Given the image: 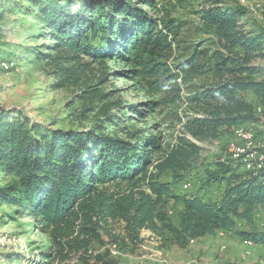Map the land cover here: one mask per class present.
<instances>
[{"label": "trees", "instance_id": "16d2710c", "mask_svg": "<svg viewBox=\"0 0 264 264\" xmlns=\"http://www.w3.org/2000/svg\"><path fill=\"white\" fill-rule=\"evenodd\" d=\"M174 1L184 6L193 0ZM158 3L0 0V28L10 16H34L49 44L28 53L35 52L36 62L50 67L56 89H77L81 115L94 113L88 130H45L17 112L0 109V173L11 177L0 184V207H14L47 235V264H119L110 250L96 252L95 246L106 247V239L119 244L122 234L137 246L143 231L186 248L191 241L233 229L236 220L250 221L258 207L264 209V170L239 172L241 165L232 159L205 171L206 186L226 185L219 200L175 194L162 180L167 173L176 181L190 174L200 144L215 140L221 129L257 120L256 107L242 94L252 93L264 107V79L256 78L264 74L256 64L264 59V42L245 26L243 7L211 0L199 26L209 48L194 50L171 67L165 60L181 27L165 8V17L159 16ZM22 51L8 52L3 60L18 63ZM108 62L123 64L128 70L120 75L141 78L155 91L178 93V79L189 83L185 101L190 111L173 142L151 128L122 127L129 119L139 122L157 105L116 100L115 91L104 87L111 72L96 77L93 69ZM196 79L202 83L191 84ZM171 201L183 204L179 226L166 210ZM240 235L264 244V234Z\"/></svg>", "mask_w": 264, "mask_h": 264}, {"label": "rangeland", "instance_id": "374dc122", "mask_svg": "<svg viewBox=\"0 0 264 264\" xmlns=\"http://www.w3.org/2000/svg\"><path fill=\"white\" fill-rule=\"evenodd\" d=\"M221 1L224 5L243 7L237 0ZM210 2L211 0H193L181 6L174 0H159V16L165 17V11H162L165 8L168 10L167 15L177 20L181 27L180 39L174 45L171 56L165 60L169 66L172 67L177 60L187 57L194 50L206 52L209 48L206 42L208 37L200 31L199 26L203 9L210 6ZM243 8L247 11L243 20L245 26L260 34L264 42V0H250ZM146 10L150 12V9ZM0 31V109L17 112L45 130H88L94 113L81 115L83 108L75 98L77 89H56V79L50 67L36 62L32 56L35 52L28 53L30 49L40 52L45 44H49L34 16H10ZM19 48L25 49V53L22 51L17 55L18 63L6 62L10 64L8 70L1 68V63L5 62L3 58L9 56L8 52L15 54ZM256 64L264 67V59L257 60ZM93 69L96 77L103 71L111 72L104 87L108 91H115L114 98L124 105L150 102L157 105L147 116H140L139 122L129 119L123 122L122 127L151 128L152 133L161 136L165 142H173L183 132L185 116L190 111L185 101L189 94V83L184 84L178 79V93L168 88L159 92L147 87L141 78L132 80L128 75H120L119 72L128 70L123 64L108 62L103 67L94 65ZM256 78L263 80L264 74L257 75ZM200 83L202 81L196 79L191 84ZM242 95L254 107L259 105L252 93ZM126 113L125 111L122 114ZM131 114L126 115L138 118L134 113ZM251 123L249 124L257 133V143H264V121L257 116V120ZM233 132L234 129H221L215 140L200 144L202 152L195 162V169L183 180L176 181L169 173L164 174L162 180L171 184L175 194L201 195L207 200L217 199L224 184L213 183L206 186L205 171L214 170L218 162L228 159L235 161L231 156L230 145L239 142H236ZM244 171V167L239 168V172ZM10 180L11 177L0 173V184L4 185ZM166 210L172 223L179 226L182 202L171 201ZM235 223L233 229L220 231L213 237L206 236L191 241L186 248L165 243L152 232L143 231L142 241L137 246L128 239L124 241L126 237L120 233L122 237L119 244L106 239V247L96 245L94 250L102 252L107 248L119 264H264V244L245 245L240 235L264 234L263 207H258L250 221L239 219ZM116 229L119 230L120 227L116 226ZM49 253V238L33 226L31 219L17 214L12 206L0 207V264H47L45 256ZM71 264H76V261Z\"/></svg>", "mask_w": 264, "mask_h": 264}, {"label": "bare ground", "instance_id": "6f19581e", "mask_svg": "<svg viewBox=\"0 0 264 264\" xmlns=\"http://www.w3.org/2000/svg\"><path fill=\"white\" fill-rule=\"evenodd\" d=\"M243 7L250 3V0H237ZM10 64L3 62L1 63V68L8 70ZM255 113L264 121V107L257 106L255 108ZM252 124V123H251ZM255 127V126H254ZM237 143H232L230 145L231 156L237 163L244 167L246 171L250 172H260L264 170V143H257V133L253 129V126H239L234 128L233 132ZM247 149H252V151H258V155L245 154ZM243 243L248 246H252L254 243L248 239H244Z\"/></svg>", "mask_w": 264, "mask_h": 264}, {"label": "built area", "instance_id": "2783aa9c", "mask_svg": "<svg viewBox=\"0 0 264 264\" xmlns=\"http://www.w3.org/2000/svg\"><path fill=\"white\" fill-rule=\"evenodd\" d=\"M245 154H252V155H258V151H252V149H247L246 153ZM264 160V159H262ZM228 230L226 231H223V232H227Z\"/></svg>", "mask_w": 264, "mask_h": 264}, {"label": "crops", "instance_id": "0c3cea01", "mask_svg": "<svg viewBox=\"0 0 264 264\" xmlns=\"http://www.w3.org/2000/svg\"><path fill=\"white\" fill-rule=\"evenodd\" d=\"M225 188H226V185L224 184L223 188L221 189V193H220L219 197H218L217 199H215V200H219V199L221 198V196H222V194H223ZM189 196H193V195H189ZM197 196H201V195H197ZM211 237H212V236H211Z\"/></svg>", "mask_w": 264, "mask_h": 264}]
</instances>
